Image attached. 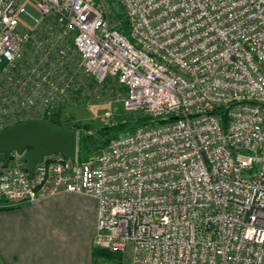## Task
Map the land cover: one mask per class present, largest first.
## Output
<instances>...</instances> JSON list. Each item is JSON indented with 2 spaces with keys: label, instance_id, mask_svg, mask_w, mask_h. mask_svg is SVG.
Instances as JSON below:
<instances>
[{
  "label": "built area",
  "instance_id": "1",
  "mask_svg": "<svg viewBox=\"0 0 264 264\" xmlns=\"http://www.w3.org/2000/svg\"><path fill=\"white\" fill-rule=\"evenodd\" d=\"M117 2L129 35L103 0H0V131L11 112L50 121L83 78L116 92L109 126L119 108L176 119L31 172L0 156V211L85 195L94 247L131 264H264V0Z\"/></svg>",
  "mask_w": 264,
  "mask_h": 264
},
{
  "label": "crops",
  "instance_id": "2",
  "mask_svg": "<svg viewBox=\"0 0 264 264\" xmlns=\"http://www.w3.org/2000/svg\"><path fill=\"white\" fill-rule=\"evenodd\" d=\"M96 213L73 193L0 211V264H94Z\"/></svg>",
  "mask_w": 264,
  "mask_h": 264
},
{
  "label": "rangeland",
  "instance_id": "3",
  "mask_svg": "<svg viewBox=\"0 0 264 264\" xmlns=\"http://www.w3.org/2000/svg\"><path fill=\"white\" fill-rule=\"evenodd\" d=\"M103 3L106 4L107 7L110 8V4H108L107 0H103ZM108 17L110 18V11L108 10ZM48 20V19H47ZM47 20L43 21L45 24V27L53 28L54 23H49ZM46 31L48 32L47 28ZM68 52L71 53L73 64L77 63L78 56L73 48L72 44L68 43ZM29 56V55H28ZM22 66H27V61L25 60L22 62ZM71 67H65L62 66V69H71ZM68 73L71 75L74 73V70H68ZM78 76V75H77ZM83 77L79 78L78 81H80ZM88 78V77H85ZM82 87H88L87 91L82 92L80 90L79 86H76L78 89L75 90V92L72 93L74 96V100L70 99L67 104L60 105L58 110L50 117V122L54 121L55 117L58 122L59 127L66 128V129H72L76 127H83L86 125H92L94 129H97L103 125H107V122L104 120V113L108 110V104L107 102L109 100L114 99V95H116V92L112 91V88L109 87V90H101L97 88V86L94 84V81L91 79H84L83 78ZM97 96L93 99L85 98V95H88L89 93L94 96L95 93H97ZM1 96V93H0ZM92 100V101H91ZM26 114V113H25ZM19 115L17 113L11 112L9 113L7 119L3 122V127L11 125L13 123H19L20 121L28 120L26 115ZM33 114V113H32ZM35 115V114H33ZM142 117V114L140 113H128L119 108L117 113L114 116V119L112 120V123H117L118 121H128L133 122L136 118ZM157 124V123H154ZM93 251H102L106 253H111L107 250H97V248L93 245ZM114 254V253H113ZM132 258L129 254H115L114 256H94V264H131Z\"/></svg>",
  "mask_w": 264,
  "mask_h": 264
},
{
  "label": "water",
  "instance_id": "4",
  "mask_svg": "<svg viewBox=\"0 0 264 264\" xmlns=\"http://www.w3.org/2000/svg\"><path fill=\"white\" fill-rule=\"evenodd\" d=\"M171 119H157L152 123H163ZM76 129L61 128L44 119H29L0 131V156L12 159V154L25 155L27 170L33 171L46 157L62 156L75 160L78 152Z\"/></svg>",
  "mask_w": 264,
  "mask_h": 264
},
{
  "label": "trees",
  "instance_id": "5",
  "mask_svg": "<svg viewBox=\"0 0 264 264\" xmlns=\"http://www.w3.org/2000/svg\"><path fill=\"white\" fill-rule=\"evenodd\" d=\"M110 4L111 15L110 19L120 22V30L122 33L129 35L130 26L127 18L125 17L124 9L118 4L117 0H107ZM55 122L51 121L53 124L58 125L56 117ZM152 124V120L148 117L142 115V117L136 118L133 122L128 121H118L112 126L103 125L97 129H94L92 125H86L83 127H76L80 130L79 138V156L81 159L85 160L89 156L100 152L103 148L109 145L113 140L120 138L121 136L128 135L134 132L138 127L146 126ZM89 131L93 134H89ZM13 210V209H7ZM4 210V211H7ZM94 256H114L116 253H106L102 251H93Z\"/></svg>",
  "mask_w": 264,
  "mask_h": 264
}]
</instances>
